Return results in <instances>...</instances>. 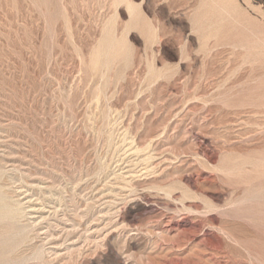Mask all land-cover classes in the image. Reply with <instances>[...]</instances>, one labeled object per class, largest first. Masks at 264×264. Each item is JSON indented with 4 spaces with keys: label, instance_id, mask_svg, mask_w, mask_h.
<instances>
[{
    "label": "rangeland",
    "instance_id": "1",
    "mask_svg": "<svg viewBox=\"0 0 264 264\" xmlns=\"http://www.w3.org/2000/svg\"><path fill=\"white\" fill-rule=\"evenodd\" d=\"M0 198V264H264V0H0Z\"/></svg>",
    "mask_w": 264,
    "mask_h": 264
},
{
    "label": "bare ground",
    "instance_id": "2",
    "mask_svg": "<svg viewBox=\"0 0 264 264\" xmlns=\"http://www.w3.org/2000/svg\"><path fill=\"white\" fill-rule=\"evenodd\" d=\"M132 5H133V4H132ZM132 9H133V8H132ZM134 12H135V11H134ZM138 12H139V11H138ZM139 18H140V17H139ZM142 18H143V17H142ZM140 22H141V21H140ZM145 32L147 33V31H145ZM146 36H147V35H146ZM115 38H116V37H115ZM110 39H111V38H110ZM113 49H114V48H113ZM113 52H114V51H113ZM158 133H159V132H158ZM191 135H192V134H191ZM154 136H155V135H154ZM152 138H153V137H152ZM143 145H144V144H143ZM1 195H2V194H1ZM0 199H1V198H0ZM2 199H3V197H2ZM12 206H13V205H12ZM2 207H3L4 209L6 208V207H4V206H2ZM10 207H11V206H10ZM3 208H2V209H3ZM8 210L10 211L11 209H8ZM13 211H14V210H13ZM13 211H12V212H13ZM1 212H2V211H1ZM8 213H9V212H8ZM12 215H13V214H12ZM10 219H11V218H10ZM10 219H9V220H10ZM115 227H116V226H115ZM148 227H149V226H148ZM73 228H74V227H73ZM150 228H151V227H150ZM173 229H174V228H173ZM73 230H74V229H73ZM73 230H72V231H73ZM166 230H167V229H166ZM83 231H84V230H83ZM145 231H146V230H145ZM152 231H153V229H152ZM162 231H163V230H162ZM70 232H71V231H70ZM85 232H86V230H85ZM146 232H147V231H146ZM165 232H166V231H165ZM92 233H93V232H92ZM152 233H154V232H152ZM161 233H163V232H161ZM86 234H87V233H86ZM88 234H89V233H88ZM88 234H87V235H88ZM149 234H150V233H149ZM155 234H157V233H155ZM158 234H160V232H159ZM158 234H157V235H158ZM163 234H164V233H163ZM163 234H162V235H163ZM94 235H95V234H94ZM157 235H156V236H157ZM85 236H86V235H85ZM133 236H134V235H133ZM158 237H160V236L158 235ZM161 237H162V236H161ZM77 239H78V238H77ZM82 239H83V236H82ZM87 239H90V238H87ZM93 239H94V238H93ZM100 239H101V238H100ZM161 239H162V238H161ZM82 241H83V240H82ZM84 241H85V240H84ZM87 241H88V240H87ZM87 241H85V242H87ZM96 241H97V240H95V242H96ZM78 242H79V241H78ZM89 242L92 243L93 241L91 242V240H90ZM87 243H88V242H87ZM105 243H106V242H105ZM83 244H84V242H83ZM97 244H98V246L101 245L99 242H96V244H94V245L96 246ZM99 244H100V245H99ZM88 245H89V244H88ZM78 247H79V246H78ZM100 247H101V246H100ZM93 248H95V247H93ZM75 249H76V248H75ZM78 249H79V248H78ZM90 249H91V248H90ZM75 251H77V250H75ZM122 252H123V251H122ZM36 254H37V253H36ZM124 254H125V253H124ZM127 254H128V253H127ZM113 255H114V254H113ZM122 255H123V254H122ZM128 255H129V254H128ZM123 256H124V255H123ZM125 256H126V257H129V256H127V255H125ZM125 256H124V257H125ZM126 260H128V258H127ZM126 260H125V261H126ZM133 262H134V261H133ZM123 263H125V262H123ZM128 264H129V263H128Z\"/></svg>",
    "mask_w": 264,
    "mask_h": 264
}]
</instances>
